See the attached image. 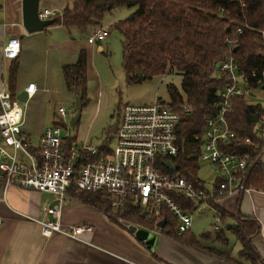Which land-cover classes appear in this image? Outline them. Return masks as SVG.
<instances>
[{
	"label": "built area",
	"instance_id": "2783aa9c",
	"mask_svg": "<svg viewBox=\"0 0 264 264\" xmlns=\"http://www.w3.org/2000/svg\"><path fill=\"white\" fill-rule=\"evenodd\" d=\"M60 14L55 10L38 12L41 21L52 20ZM246 28H249L246 24ZM242 27H236L225 40L227 53L218 63V76L225 81L219 92L216 113L205 117L203 130L192 137L198 161L207 163L215 175L211 190L205 186L196 188L193 183L174 169L169 159L184 154L185 138L178 134L183 114L192 113L186 105L173 106L169 101L155 100L148 105H124L119 113L115 134V146L111 153L98 161L80 164L76 147L64 149L62 142L69 136L62 129H69L66 119L70 116L65 107L56 108L54 123L47 127L34 144L24 133L27 102L36 92L35 84L24 89L25 101L7 89H0V177L2 201L10 187L48 193L54 205L44 213L51 221L41 220V234L53 233L79 239L92 229L87 226H66L60 223L62 208L69 192L100 193L108 201L114 215L113 222L128 229L135 225L125 223L121 215L127 207L138 211L145 219H157L165 211L177 221V233L190 231L191 211L183 209L177 198L190 202L215 203L219 198L244 194L253 190L246 185L252 162L229 151V145L237 141L231 131L228 116L235 99H243L261 106L254 127L255 141L245 138L243 144L259 150L264 149V68L244 72L234 60L233 49L237 47ZM262 47L264 48V31ZM109 29L98 28L91 32L87 42L101 43L109 37ZM20 41L12 37L3 46V57L16 60L20 54ZM264 56V54H262ZM168 73V71L166 72ZM254 82L255 88L250 87ZM255 101V102H252ZM89 150L86 145L79 146ZM166 162L172 167L168 169ZM220 215L215 217L213 231L219 230ZM1 224V221H0ZM158 233V232H151Z\"/></svg>",
	"mask_w": 264,
	"mask_h": 264
},
{
	"label": "trees",
	"instance_id": "16d2710c",
	"mask_svg": "<svg viewBox=\"0 0 264 264\" xmlns=\"http://www.w3.org/2000/svg\"><path fill=\"white\" fill-rule=\"evenodd\" d=\"M121 7L136 8L127 18L114 24V29L122 37V71L126 83L137 84L148 78L162 76L167 71L178 74L181 77L180 90L168 85L167 92L173 106L186 105L193 110L191 114H183L179 123L178 134L185 138L188 145L192 143L194 135L202 132L204 118L216 113L219 92L225 81L218 76L215 66L227 53L225 40L236 27L241 26L243 33L239 36L237 50L232 54L234 60L248 74L264 68L263 36L260 33L264 31V0H76L71 7L64 8L61 15L53 18L50 26H62L67 30L75 29L88 34L100 24L106 13ZM245 24L249 28L244 27ZM227 28H230L229 32ZM16 72L17 66L12 67L9 75L11 80L15 78ZM61 73L67 90L80 99L82 109L87 107L85 52H80L74 63L62 66ZM250 87L255 88L256 84L252 82ZM9 92L15 95L12 90ZM260 112L259 104L235 99L228 116L229 127L237 137V141L228 146L229 151L251 160L252 167L246 185L256 190H264V165L259 161V150L243 144V140H256L255 123L251 122V118ZM117 126L118 120L107 132L115 136ZM62 146L66 150L76 147L80 164L98 161L112 151L108 139L92 151L81 149L76 139L70 136L63 140ZM169 160L174 169L196 188L203 187L198 177L199 161L195 155L184 153ZM70 194L84 205L104 213L111 211L108 201L100 193ZM177 201L183 209L194 210L195 205L190 202L179 197ZM209 205L217 208L213 203ZM116 214L108 216L109 219L113 221ZM121 217L125 223L150 233L156 231L196 251L234 264L227 253L202 247L190 231L178 235L177 221L165 211L157 219H145L130 206ZM162 221H165L164 226L159 228ZM227 229L240 244L239 257L256 264L259 259L251 239L259 232L258 223L242 217ZM221 234L218 231L216 236L225 243L226 239Z\"/></svg>",
	"mask_w": 264,
	"mask_h": 264
},
{
	"label": "crops",
	"instance_id": "0c3cea01",
	"mask_svg": "<svg viewBox=\"0 0 264 264\" xmlns=\"http://www.w3.org/2000/svg\"><path fill=\"white\" fill-rule=\"evenodd\" d=\"M75 1L39 0L38 12L55 10L62 13L64 8L71 7ZM22 2L23 0H0V89L12 90L18 96L28 84L33 83L36 92L31 101L37 99L39 93L42 95L38 99L49 92L62 94L67 88L61 67L74 63L82 51L86 55L87 81L90 76L96 77L97 72L92 66L95 54H104L103 42L108 41L110 35L101 43L93 45L89 44L87 39L91 32L101 28V22L88 34L67 30L62 26H48L42 31L27 33L22 26ZM12 37L20 41L21 50L16 60L8 61L4 59L2 50ZM41 55L44 58V67L39 77L34 79L30 75L25 76L29 71H33L28 67L34 65V60ZM14 66H17V72L11 80L10 70ZM18 90L21 91L17 92ZM89 105V111L94 112L93 115L87 114L82 129L86 125L92 129L99 117L98 100L95 99L92 103L89 100ZM34 117L39 120L37 113ZM41 119V128L34 132L25 115L22 130L31 140L32 136L39 139L45 129L55 121L53 118L50 121L43 117ZM75 139L81 146L86 145L81 143L85 139ZM259 161L264 165V149L259 155ZM214 180L215 177L211 183L212 187ZM202 182L205 186L206 183ZM2 189L0 177V264H228L160 233H151L155 235L152 245L140 242L132 232L115 224L102 210L84 205L72 197L71 192L65 198L60 223L66 226H87L92 231L82 234L79 239L59 233L44 237L41 234L40 221L52 220V217L44 213L46 207L54 205L52 196L48 193L10 187L5 193V200L2 201ZM214 204L217 208L211 206L213 213L222 217L218 231H221V237H224L226 242L218 239V231H211L206 237L201 235L196 238L200 245L227 253L234 264H250L239 257L240 244L227 229L235 225L238 218H250L259 225L258 234L251 239V245L259 259L256 264H264V190L253 189L248 193L219 198ZM198 205L194 206L191 214ZM228 235L236 240L237 248L229 246Z\"/></svg>",
	"mask_w": 264,
	"mask_h": 264
},
{
	"label": "rangeland",
	"instance_id": "374dc122",
	"mask_svg": "<svg viewBox=\"0 0 264 264\" xmlns=\"http://www.w3.org/2000/svg\"><path fill=\"white\" fill-rule=\"evenodd\" d=\"M135 7H121L114 9L106 13L101 20V28L109 29L110 37L108 41H104V54H95L93 61V68L97 72L96 77H88L87 81V97L94 102L95 99L98 100V106L100 107V113L97 122L92 129L89 126H84V120L87 114L93 115L92 111H89V106L85 107L81 111L80 121L76 128L70 127L69 122L76 111V97L72 91L64 89L62 94L57 93H46L43 94V98L38 99L42 94H38L37 99L29 100L26 105L25 115L27 118L28 125L33 128L34 132L41 128V123L43 119L50 121V119H56V108L59 105L65 107L66 111L70 116L66 119L69 129L64 131L62 129V135L66 133L69 134L71 138H81L89 148H96L101 145L102 141L108 139V145L110 148L115 146V136L113 133L107 132L110 128L114 127L117 123V111L121 112L124 105H144L149 104L154 100L161 99L163 101H169V95L167 92V86L172 85L178 90H180L181 77L176 73H165L162 76L152 77L143 80L137 84H127L125 76L122 71V37L114 29V24L118 21L124 20L129 15L135 11ZM60 15L61 13L58 12ZM71 31H77L72 29ZM35 64L28 67L33 70L28 72L25 76H31L37 79L40 72L44 67V58L37 57ZM30 70V69H29ZM18 90L17 92H20ZM19 94V93H18ZM36 113L39 116V120H36L34 115ZM115 114V116H114ZM38 139L32 136V142L37 144ZM79 141L77 145L81 146ZM185 153H190V155L196 154V146L193 144L186 145L184 148ZM199 156L197 157V159ZM198 177L204 181L205 186L208 189H212L214 172L212 168L205 162L199 161ZM212 181V182H211ZM214 209L207 203H201L197 206V209L191 214L192 225L191 234L195 237H201V235L211 233L215 224V213ZM220 226V224H219ZM125 229V228H124ZM129 231L128 229H125ZM137 231L149 232L143 228L138 227ZM150 233V232H149ZM151 234V233H150ZM155 235L151 234L153 238ZM229 246H235L237 248L236 240L228 235ZM229 247V248H230Z\"/></svg>",
	"mask_w": 264,
	"mask_h": 264
},
{
	"label": "water",
	"instance_id": "95a60500",
	"mask_svg": "<svg viewBox=\"0 0 264 264\" xmlns=\"http://www.w3.org/2000/svg\"><path fill=\"white\" fill-rule=\"evenodd\" d=\"M38 2L39 0H23L22 2V26L27 33L39 32L42 31L44 28L50 26L52 23L51 20L48 21H41L38 18ZM230 28H227L226 31L229 32ZM237 50V47L233 49V53ZM219 64L217 63L215 68L218 69ZM137 74L139 75L140 72L137 70ZM76 97V112L70 119L69 125L70 127H75L77 123L80 121L81 111H82V104L80 99ZM26 95L24 92L20 93L17 96L19 101H25ZM258 115L255 114L251 118L252 123L257 122ZM165 166L168 169H171L172 165L170 162H166ZM165 221L159 223L158 227L163 228ZM129 232H132L135 238L140 242H145L148 245H152L153 238L149 232L144 231H137V228L134 226H129Z\"/></svg>",
	"mask_w": 264,
	"mask_h": 264
},
{
	"label": "bare ground",
	"instance_id": "6f19581e",
	"mask_svg": "<svg viewBox=\"0 0 264 264\" xmlns=\"http://www.w3.org/2000/svg\"><path fill=\"white\" fill-rule=\"evenodd\" d=\"M76 112V111H75ZM93 149L92 148H90V151H92Z\"/></svg>",
	"mask_w": 264,
	"mask_h": 264
}]
</instances>
